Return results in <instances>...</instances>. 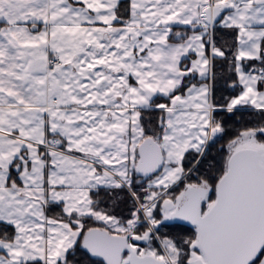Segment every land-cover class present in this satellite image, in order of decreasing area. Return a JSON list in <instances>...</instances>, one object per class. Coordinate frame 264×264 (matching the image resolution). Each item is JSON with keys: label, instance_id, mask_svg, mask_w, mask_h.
Listing matches in <instances>:
<instances>
[{"label": "snow or ice", "instance_id": "6c2138e0", "mask_svg": "<svg viewBox=\"0 0 264 264\" xmlns=\"http://www.w3.org/2000/svg\"><path fill=\"white\" fill-rule=\"evenodd\" d=\"M0 264H264V0H0Z\"/></svg>", "mask_w": 264, "mask_h": 264}]
</instances>
